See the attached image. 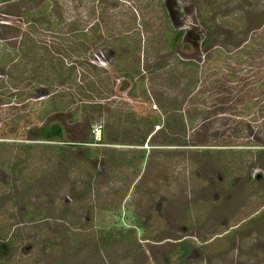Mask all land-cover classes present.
Wrapping results in <instances>:
<instances>
[{
	"label": "rangeland",
	"instance_id": "obj_1",
	"mask_svg": "<svg viewBox=\"0 0 264 264\" xmlns=\"http://www.w3.org/2000/svg\"><path fill=\"white\" fill-rule=\"evenodd\" d=\"M2 1L0 264H264V0Z\"/></svg>",
	"mask_w": 264,
	"mask_h": 264
},
{
	"label": "trees",
	"instance_id": "obj_2",
	"mask_svg": "<svg viewBox=\"0 0 264 264\" xmlns=\"http://www.w3.org/2000/svg\"><path fill=\"white\" fill-rule=\"evenodd\" d=\"M2 2H5V0H3ZM1 3V2H0ZM35 14H39V15H42V14H40L38 11H37V13L35 12L34 14H31V15H35ZM45 21H47V20H45ZM44 21V22H45ZM27 23V28H26V38H30V40H33L34 42H36V39H41V37H42V35H41V33L38 31V26L39 27H41V25H37V23H35V24H31L30 23V21L29 22H26ZM32 25V26H31ZM182 32H176V31H172V34H171V38H170V43L168 44V49H170V50H172V49H174L175 48V46H176V44L177 43H179V41H181V38H182ZM80 37L79 38H82V35L80 34L79 35ZM83 37H86V36H84L83 35ZM89 40V39H88ZM88 40H86V42H89ZM205 44V42L203 41V44H202V46ZM80 46H82V45H80ZM87 46H89V45H87ZM82 47H84V46H82ZM116 55V54H115ZM44 61V60H43ZM44 62H47V61H44ZM21 64L22 63H19V66H21ZM183 65H184V67L185 68H191L192 70L193 69H196V64L194 63V62H184L183 63ZM137 73V72H136ZM123 75V74H122ZM135 75V74H134ZM124 76H126L127 78H129V77H131V75L129 74V73H126V74H124ZM262 85H264V84H262ZM85 106H87V108H88V106H90V108H93V107H91L92 105H89V104H87V105H85ZM45 116L46 114H42V116ZM41 116V117H42ZM41 117H38L37 119H39V118H41ZM158 120H155V119H152L150 122L148 121V123L145 125V127H149V130L147 131V133H145L144 135H142V136H140L139 138H137V140H135V142L134 143H136V144H134L135 146H142L143 144H144V141H145V139H146V136L148 135V133H151V131H152V129L154 128V126H156L157 125V122ZM36 127H38L37 128V131L38 132H36V131H34V133L33 134H35L36 135V133H37V136H38V139L40 140V141H45V142H51V141H53L55 138H60L61 136H62V130H61V128H60V126H57V125H40V124H38V125H36ZM108 142H106V143H104V141L103 140H99L98 141V143H96V144H98V145H114L113 143H114V141H109V140H107ZM90 145H92V144H94V140L93 139H91L90 140V142H88ZM89 151H91V150H89V149H86V153H87V156L88 157H91V156H93V153H91V152H89ZM117 224L119 225V226H121V224H122V222L120 221V216H119V218H118V221H117ZM136 228V227H135ZM132 230H133V228H132ZM131 229H129V230H127V233H131V231H132ZM103 237H105V238H107V239H114V237H113V233L111 234V233H107L105 236H103ZM190 245H187L186 243H181V244H179L178 246H176V248H178V249H180V250H182V253H181V255L179 254V253H177L176 252V255H177V257L180 259V258H185V257H188V254H187V252L189 251V249H188V247H189ZM177 250V249H176ZM170 264V263H169Z\"/></svg>",
	"mask_w": 264,
	"mask_h": 264
},
{
	"label": "flooded vegetation",
	"instance_id": "obj_3",
	"mask_svg": "<svg viewBox=\"0 0 264 264\" xmlns=\"http://www.w3.org/2000/svg\"><path fill=\"white\" fill-rule=\"evenodd\" d=\"M263 180L261 175H255V181L256 182H261Z\"/></svg>",
	"mask_w": 264,
	"mask_h": 264
},
{
	"label": "water",
	"instance_id": "obj_4",
	"mask_svg": "<svg viewBox=\"0 0 264 264\" xmlns=\"http://www.w3.org/2000/svg\"><path fill=\"white\" fill-rule=\"evenodd\" d=\"M169 14V13H168ZM169 17H170V19H172V24H173V26L176 28V21H175V19H173L172 17H171V15L169 14Z\"/></svg>",
	"mask_w": 264,
	"mask_h": 264
}]
</instances>
